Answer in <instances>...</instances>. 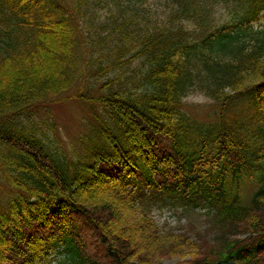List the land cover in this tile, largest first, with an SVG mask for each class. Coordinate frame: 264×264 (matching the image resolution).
I'll return each mask as SVG.
<instances>
[{
	"label": "trees",
	"instance_id": "obj_1",
	"mask_svg": "<svg viewBox=\"0 0 264 264\" xmlns=\"http://www.w3.org/2000/svg\"><path fill=\"white\" fill-rule=\"evenodd\" d=\"M154 2L156 19L133 0H0V264H264V0ZM219 5L232 22L212 28ZM92 64L115 77L82 95L103 115L67 151L33 115ZM201 92L211 121L185 109ZM179 203L209 208L213 240L160 227L154 208Z\"/></svg>",
	"mask_w": 264,
	"mask_h": 264
},
{
	"label": "rangeland",
	"instance_id": "obj_2",
	"mask_svg": "<svg viewBox=\"0 0 264 264\" xmlns=\"http://www.w3.org/2000/svg\"><path fill=\"white\" fill-rule=\"evenodd\" d=\"M133 4H137V8L140 9L142 14L144 8L151 13L152 17L156 19V7H159L154 0H133ZM163 2H160V8H162ZM164 10V8H162ZM114 12H118L116 8L113 9ZM161 10V9H160ZM169 10V9H168ZM167 11V10H166ZM129 13V10L126 11ZM93 28L91 31L95 34L107 31L109 26L106 24L108 20L109 9L100 8L98 12L95 13ZM162 15L160 12L157 13ZM161 19H166L165 16H160ZM231 20L230 10L224 6L216 7L214 12V19L211 20V25L219 23L222 25L226 22L229 23ZM184 23L188 24V21L184 20ZM195 29L194 24H189ZM106 36V35H104ZM88 37H90V32H88ZM101 48V46H100ZM104 50V48H103ZM100 52L96 51L90 55V59L99 58ZM97 64H92L90 66V71L81 79L72 89H70L66 96V100L55 103L45 104L44 107L39 108V111L34 113L33 117L37 123H39L42 128L48 133H54V137H57V141L60 143L59 146L65 150H70L78 148L77 140L80 136L88 133L96 125V115H103V109L101 106L90 104L88 99L82 97H92L94 95L103 94L105 90V83L109 82V79L115 77V75L109 70H105L101 73V66H96ZM139 64L137 61L132 62L130 65H126L125 68L129 70L134 69ZM103 67V66H102ZM185 103H187L185 109L194 118L200 119L202 121H211L215 119L213 114L214 102L212 99L206 97L202 94L192 93L186 98ZM236 111L242 112L243 105L246 107L244 101L237 102ZM240 104V105H239ZM52 125L54 128L52 130ZM0 183V203L5 196L6 186ZM206 210H187L181 205L178 206H165L163 208H154L153 215L159 223L160 227L164 230H175L180 232H185L190 229L199 231L203 234L212 235L216 231H212L214 225L208 222V216L205 214ZM197 244L200 249L208 251L207 245H203L202 242ZM185 259V257H184ZM183 257L180 255H175L174 257H163L158 256L155 258L154 264H192L190 262L184 261Z\"/></svg>",
	"mask_w": 264,
	"mask_h": 264
}]
</instances>
